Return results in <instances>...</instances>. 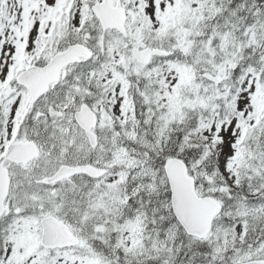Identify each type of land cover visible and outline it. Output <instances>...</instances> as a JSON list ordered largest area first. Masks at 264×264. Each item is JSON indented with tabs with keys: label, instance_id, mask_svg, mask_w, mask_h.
<instances>
[{
	"label": "snow or ice",
	"instance_id": "obj_1",
	"mask_svg": "<svg viewBox=\"0 0 264 264\" xmlns=\"http://www.w3.org/2000/svg\"><path fill=\"white\" fill-rule=\"evenodd\" d=\"M0 264H264V0H0Z\"/></svg>",
	"mask_w": 264,
	"mask_h": 264
}]
</instances>
